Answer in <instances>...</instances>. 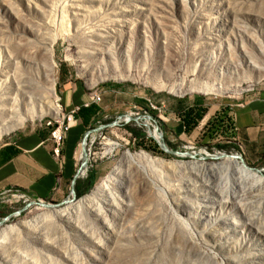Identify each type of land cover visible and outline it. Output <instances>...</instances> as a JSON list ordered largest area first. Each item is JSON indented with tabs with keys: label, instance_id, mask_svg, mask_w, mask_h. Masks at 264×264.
<instances>
[{
	"label": "rangeland",
	"instance_id": "obj_1",
	"mask_svg": "<svg viewBox=\"0 0 264 264\" xmlns=\"http://www.w3.org/2000/svg\"><path fill=\"white\" fill-rule=\"evenodd\" d=\"M20 54L34 61H25ZM249 54L261 71L259 80L254 78L258 68L246 58ZM50 57L54 92L45 84L37 95H45L58 115L25 121L4 133L0 142L13 131L50 133L57 120L66 124L61 93L65 84H77L86 93L101 90L97 93L106 110L93 118L85 147L82 139L76 156L77 168L82 165L80 176L90 177L91 185L81 195L75 192V198L104 179L125 151L146 153L152 157L151 175L158 193L167 203L166 218L148 241L127 231L122 209L103 221L86 215L80 221L34 231L30 238L0 240V264H202L206 259L210 264H264V192L239 202L222 197L182 166L172 168L195 158L218 162L214 154H235L236 145L220 149V141H168L165 134L158 141L142 123L149 115L162 132L165 120L160 117H166L162 111L176 101L199 97L235 103L264 84V0H0L1 131L22 115H6L19 98L15 81L30 72L46 74ZM153 80L166 88L153 89L149 85ZM169 87L180 89L174 92ZM18 103L16 107L26 108V100ZM128 115L132 119L123 120ZM163 143L176 153L165 151ZM81 149L85 161L80 159ZM242 160L264 176V162ZM188 182L195 192L186 197L190 209L185 210L171 201L168 191ZM1 196L0 229L49 209L31 198L24 202ZM68 196L73 197L71 191ZM204 205L210 206L207 221L196 218ZM244 212L252 213L256 227ZM222 218L233 222V231L219 221ZM178 227L185 237L169 251L168 236L175 240ZM186 240L198 254L183 245Z\"/></svg>",
	"mask_w": 264,
	"mask_h": 264
},
{
	"label": "bare ground",
	"instance_id": "obj_2",
	"mask_svg": "<svg viewBox=\"0 0 264 264\" xmlns=\"http://www.w3.org/2000/svg\"><path fill=\"white\" fill-rule=\"evenodd\" d=\"M22 54L20 55L23 60L28 62L29 60H33L28 58L29 56L26 57L27 55L24 56ZM246 58L250 60L249 64L254 69L255 67L258 68L254 78L259 80L262 76L259 66L255 64L253 56L250 54ZM50 59L48 65H46L47 69L45 68L46 74L44 73L42 75L40 71L36 73L30 72L26 76L24 75V77L21 75L23 78L20 76L15 81L16 95L20 99L15 97L6 115L12 118V116L22 113L23 116L19 115L17 119L12 118V121L8 125H5L2 131L0 130V137L10 130L22 127L25 121L33 122L37 118H42L45 114H51L52 116L58 115V108L45 95H37L39 93V87L43 86L45 88V84H49L47 89L54 92L55 78L53 76L52 58L50 57ZM158 80H153L149 85L157 91L164 90L166 88L165 83H160ZM205 88L210 89L207 86ZM168 89L179 92L180 88L169 87ZM23 100H26V108L24 110L20 106L16 107V103L19 105L18 102ZM130 119L132 117L128 115L123 120L128 121ZM135 120L137 121L138 119L135 118ZM142 123L147 126L149 133L159 141L161 135L158 126L152 124L148 117H145ZM85 144L86 141L84 140L82 147H85ZM241 152L245 155L242 146ZM213 157L218 162L206 163L195 158V160L188 162L179 161L178 164H173L172 168L182 166L183 169L191 172L196 177L203 178L204 183L214 187L222 197L231 196L232 199L237 198L239 202L243 198L259 197L261 192H264L263 174H261L260 170L256 171L247 166L239 154H226L221 152L217 155L214 154ZM85 158L84 152L81 149V161H85ZM151 160L152 157L146 153L125 151L116 166L89 193L80 198L66 199L67 201H64L65 204L63 206H58V208L56 206L49 207L43 213L35 215L31 219L20 221L15 225L3 224V227L0 229V240H5L8 237L16 240L18 238H30L34 231L47 226L64 225L70 223L72 220L80 221L86 215H88V218L95 217L97 221H103L108 216H112L118 210L120 211L122 209L125 214L124 222L128 228L127 231L129 229L134 230L138 238L142 237L148 241H152L157 232L156 228L159 226L158 222L165 221L167 203L165 198L163 199L158 193V185L151 175ZM194 192L195 188L191 182L185 184L184 187H175L168 191L171 201L174 204L181 205L185 210L190 209V202L186 197ZM209 208L210 206L204 205L201 211L196 213V218H200L203 221L209 220ZM243 215L251 226L256 227L257 221L256 218H253L251 212H244ZM219 221L221 223H227L226 228L229 231L234 230L233 222L228 221L227 218H222ZM171 237L172 235L168 236L169 240L166 243L168 245L167 250L169 251L175 243L180 245L183 242L181 240L185 237L184 229L178 227L176 239L172 240ZM184 243L183 245H187L188 248L195 251V254L199 253L192 248L187 240ZM176 250L178 251L179 249ZM208 260H204L202 264H210Z\"/></svg>",
	"mask_w": 264,
	"mask_h": 264
},
{
	"label": "crops",
	"instance_id": "obj_3",
	"mask_svg": "<svg viewBox=\"0 0 264 264\" xmlns=\"http://www.w3.org/2000/svg\"><path fill=\"white\" fill-rule=\"evenodd\" d=\"M93 92L86 93L77 84L61 88L65 113L73 112V123L64 134L58 155L52 151L49 133L42 129L13 131L0 142V195L18 190L33 200L61 203L67 198L78 171V147L93 118L107 106L102 100L92 102L90 98L100 97L97 92L101 90ZM162 112L166 113L164 118L159 116L165 120L162 135L168 141H220V149L232 148L238 142L249 163L264 162V84L239 102H208L197 97L176 101ZM87 189V179L79 175L74 191L82 194Z\"/></svg>",
	"mask_w": 264,
	"mask_h": 264
},
{
	"label": "built area",
	"instance_id": "obj_4",
	"mask_svg": "<svg viewBox=\"0 0 264 264\" xmlns=\"http://www.w3.org/2000/svg\"><path fill=\"white\" fill-rule=\"evenodd\" d=\"M100 99H101L100 97L90 98V100L92 102H98V101H100ZM85 105H88V103H86ZM153 107L156 108L155 106H153ZM72 113H66L65 114L66 115V120H67V123L66 124H64L63 119L60 120V121L57 120L56 123H55L56 126L49 133V139L54 144L52 151H53V153L55 155H58L59 154V150H60L61 143L63 141L64 134L68 130L69 126L71 125V124H69V122L73 119V114ZM146 117H148V119H152V118H149V115H147ZM152 121L156 124V121L157 120L152 119ZM236 148H237V151L235 153L239 154L243 158L244 157V154L241 152V144L237 142L236 143ZM81 168L82 167H79L78 168L79 175H80ZM9 195L11 197L21 198L24 202H27L30 199V196L29 195H27L26 193H24L22 191H18V190H15V191L14 190L13 191L11 190V191H9ZM2 198H3V196L0 195V199H2ZM66 199H69V196H67ZM35 201L45 202L44 200H35ZM47 203L55 204V203H52V202H49V201H47Z\"/></svg>",
	"mask_w": 264,
	"mask_h": 264
},
{
	"label": "water",
	"instance_id": "obj_5",
	"mask_svg": "<svg viewBox=\"0 0 264 264\" xmlns=\"http://www.w3.org/2000/svg\"><path fill=\"white\" fill-rule=\"evenodd\" d=\"M149 118H151V116H149ZM136 119H138V117H136ZM88 132H89V131H87V132L85 133L84 138H83V141L85 140V138H86ZM159 133H160V135H161L160 140H162V133H161V132H159ZM161 147H162L165 151H167V152L176 153V151H174V150H172V149H169L164 143L161 144ZM83 149H84V147H83ZM82 164H83V163H82ZM81 167H82V165H81ZM252 169H256V170H258V168H256V167H253ZM78 176H79V170L77 171V173H76V175H75V177H74V179H73V182H72V188H71V191H72V193H73V197H72V198H75L74 183H75L76 179L78 178ZM66 201H67V200H65V202H66ZM33 202H39L40 204H42V205H44V206H47V207L59 206V205H62V204L65 203L64 201L61 202V203H55V204H51V203H47V202L44 203V202H40V201H33Z\"/></svg>",
	"mask_w": 264,
	"mask_h": 264
},
{
	"label": "trees",
	"instance_id": "obj_6",
	"mask_svg": "<svg viewBox=\"0 0 264 264\" xmlns=\"http://www.w3.org/2000/svg\"><path fill=\"white\" fill-rule=\"evenodd\" d=\"M87 183H88V186L91 185V179H90V177L87 179ZM76 195H81V193H79V192L76 190Z\"/></svg>",
	"mask_w": 264,
	"mask_h": 264
}]
</instances>
